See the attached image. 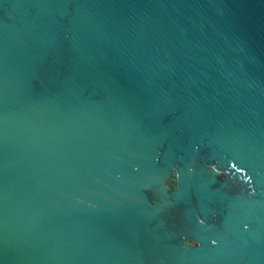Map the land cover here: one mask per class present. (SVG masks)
Returning a JSON list of instances; mask_svg holds the SVG:
<instances>
[{
	"label": "water",
	"instance_id": "obj_1",
	"mask_svg": "<svg viewBox=\"0 0 264 264\" xmlns=\"http://www.w3.org/2000/svg\"><path fill=\"white\" fill-rule=\"evenodd\" d=\"M0 264H264V0H0Z\"/></svg>",
	"mask_w": 264,
	"mask_h": 264
},
{
	"label": "clouds",
	"instance_id": "obj_2",
	"mask_svg": "<svg viewBox=\"0 0 264 264\" xmlns=\"http://www.w3.org/2000/svg\"><path fill=\"white\" fill-rule=\"evenodd\" d=\"M165 183H167V181H165ZM193 243H195V242H193ZM213 243H215V241H213Z\"/></svg>",
	"mask_w": 264,
	"mask_h": 264
}]
</instances>
